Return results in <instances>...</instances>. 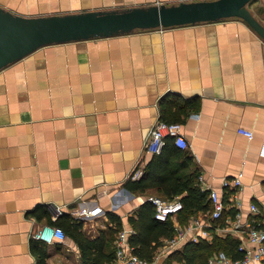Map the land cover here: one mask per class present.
<instances>
[{"label":"crops","instance_id":"0c3cea01","mask_svg":"<svg viewBox=\"0 0 264 264\" xmlns=\"http://www.w3.org/2000/svg\"><path fill=\"white\" fill-rule=\"evenodd\" d=\"M178 1L0 0V5L43 15ZM248 7L264 25V0ZM175 104L186 108L177 121L187 141L180 147L189 158L184 171L196 172L223 196L222 224L237 212L242 228L264 227V38L239 18L135 30L43 45L0 69V264H82L78 243L64 230V238L52 242L33 236L39 226L55 225L51 220L72 215L78 206L103 208L79 218V229L91 238L100 230L109 237L116 224L109 215L120 219L103 251L114 257L120 229L127 231L129 244L130 216L149 196L166 197L158 186L130 189L125 182L136 179L131 177L136 169L143 172L151 157L143 147L149 128L162 118L163 106ZM172 160L187 161L182 154ZM239 173L240 185L224 190L222 178ZM182 194L173 198L181 200ZM211 210L169 216L173 234L176 224L187 227L194 216L207 220ZM194 233L198 230L191 228L165 251L162 244L173 234L161 237L152 264H183L176 256ZM215 236L254 248L246 230H213L190 241L211 242Z\"/></svg>","mask_w":264,"mask_h":264},{"label":"water","instance_id":"95a60500","mask_svg":"<svg viewBox=\"0 0 264 264\" xmlns=\"http://www.w3.org/2000/svg\"><path fill=\"white\" fill-rule=\"evenodd\" d=\"M252 0H180L117 8L22 15L0 5V69L43 45L135 30L239 18L264 38Z\"/></svg>","mask_w":264,"mask_h":264},{"label":"trees","instance_id":"16d2710c","mask_svg":"<svg viewBox=\"0 0 264 264\" xmlns=\"http://www.w3.org/2000/svg\"><path fill=\"white\" fill-rule=\"evenodd\" d=\"M184 104H175L174 109L172 105L163 106L161 108L162 118L167 121H178L180 114L186 113ZM181 154L187 161L174 162L172 160L173 157ZM188 159L186 151H182L171 139H166L161 152L151 153V157L146 162L139 178H129L125 185L130 189L139 190H143L148 186H158L166 199H172L175 195L184 193L181 196L183 206L178 211L180 215L188 216L198 210H210L212 203L208 199V192L197 185L198 174L184 171ZM154 211V205L151 201L146 200L138 207L136 216H130L129 218L134 229L129 234V244L134 253L147 261L152 260L155 248L161 244V237H170L174 231L170 219H156ZM233 214L231 215L233 216ZM109 216L116 221V224L109 229L110 233L107 238L103 230H100L99 235L94 238L87 236L79 229L82 220L72 215L63 214L51 220V222L72 235L78 243L81 249L82 264H107L113 257L111 253L102 249L106 241L114 239L115 232L121 227L120 219L117 216ZM218 220L220 221V218ZM238 245L239 240L230 236L225 238L215 236L211 242L202 239L197 242L187 240L176 257L183 264H206L208 258L218 250H224L234 258L240 257L242 252L238 250ZM201 256H204L202 262Z\"/></svg>","mask_w":264,"mask_h":264},{"label":"built area","instance_id":"2783aa9c","mask_svg":"<svg viewBox=\"0 0 264 264\" xmlns=\"http://www.w3.org/2000/svg\"><path fill=\"white\" fill-rule=\"evenodd\" d=\"M239 132L251 136L252 132L246 128H239ZM171 136L173 142L179 147H186L187 141L181 132V123L177 121H166L162 118L157 120L149 128L148 134L143 142V147L146 152L159 153L163 149L166 137ZM141 168L136 169L131 177L137 178L141 174ZM240 173L232 178L223 177L221 180L224 190H230L232 187L239 186ZM198 186L202 190H208V197L212 203V210L209 219L204 220L199 216L192 217V221L187 227H180L176 224L175 234L171 238H167L162 244V251L168 250L175 246L180 240L185 239L186 232L191 228H196L198 233L191 235L190 240L196 241L199 234L202 236L210 235L211 231L228 232L230 230L239 231L246 230L247 240L254 244V248L246 246L245 243L239 242L238 250L242 252L240 257L233 258L224 250L214 252L208 258V264H246L251 259L264 260V227L252 226L251 224L243 226L239 220V213L233 215V220L229 224H222L218 219L222 216V212L226 207V202L223 196L212 186H210L202 176H198ZM148 200L155 207L154 217L159 220H166L169 216L176 214L183 206L182 201L178 198L162 199L157 196H149ZM250 209L253 212L257 211L255 204H250ZM60 213L61 210L57 209ZM103 212V208L99 204L93 206H78L71 210V214L75 218L96 216ZM127 231L120 229L115 236V254L107 264H152V261H147L139 257L131 250V246L127 242ZM33 236L44 242H52L54 239H63L65 233L58 225L44 223L33 232ZM54 264H61L55 262Z\"/></svg>","mask_w":264,"mask_h":264},{"label":"rangeland","instance_id":"374dc122","mask_svg":"<svg viewBox=\"0 0 264 264\" xmlns=\"http://www.w3.org/2000/svg\"><path fill=\"white\" fill-rule=\"evenodd\" d=\"M200 259H201V262H202V260L204 259V256H201V258H200ZM200 259H199V260H200Z\"/></svg>","mask_w":264,"mask_h":264}]
</instances>
